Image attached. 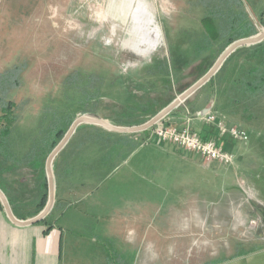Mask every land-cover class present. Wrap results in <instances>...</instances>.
I'll list each match as a JSON object with an SVG mask.
<instances>
[{
    "label": "rangeland",
    "instance_id": "1",
    "mask_svg": "<svg viewBox=\"0 0 264 264\" xmlns=\"http://www.w3.org/2000/svg\"><path fill=\"white\" fill-rule=\"evenodd\" d=\"M239 2L0 0V75L13 66L20 70L18 86H11V80L0 83V127L4 121L1 105L13 102L16 116L3 144V154L18 161L32 147L45 148L57 129L67 131L80 115L130 122L141 113L171 102L203 75L197 78L202 65H213L238 26L248 31L251 24L252 30L245 37L264 30V0ZM144 10L152 19L150 27H157L154 48L145 36L146 28H140L135 20L136 12ZM208 15L221 29L228 28L231 17L238 25L212 43L211 51H207L210 55L195 58L194 47L205 35L201 19ZM131 41L138 43V50L125 46ZM260 42L236 48L212 76V84L206 82L190 95V105L182 102L177 106L182 109L189 105L193 116L210 106L225 116L227 124L247 131L245 142L227 137L223 140L235 155L231 165L153 139L150 130L155 124L146 129L148 134L143 138L159 147L139 138L120 149L107 136L95 141V131L86 123L76 127L60 150L58 164L61 161L63 169L74 175L95 169L93 182L85 186L89 191L82 200L76 195H62L52 164L55 197L46 216L47 223H58L55 219L62 208L60 224L80 241L79 248L83 244V264H98L94 263L97 253L110 257L114 248L103 232L106 223L123 211L170 197L162 185L170 186L176 178L155 176V172L170 171V157H177L178 169L192 172L196 181L194 197L206 206L196 209L193 215L194 239L188 243V251H194L196 260L204 259V255H238L264 246V87L248 93L243 86L245 80L255 79L264 71L263 47L254 46ZM136 68L141 70H132ZM129 71H135V79L127 80ZM91 140L102 155L100 160L93 154L91 161H83V156L91 159L90 147L82 152L80 142ZM4 165L11 171L3 176L14 182L12 188L19 193L20 199L13 201L14 215L20 219L34 216L39 192L28 168L13 161ZM65 181L68 187H74L84 180L73 176ZM199 187L206 192L201 194ZM75 219L82 220L83 225L74 226ZM0 220L11 223L2 206ZM11 227L17 231L28 229ZM6 234L0 247V264H31L28 236L20 235L26 240L27 256L23 250L11 255L12 233ZM75 257L73 251L68 262ZM110 260L116 262V258Z\"/></svg>",
    "mask_w": 264,
    "mask_h": 264
},
{
    "label": "crops",
    "instance_id": "2",
    "mask_svg": "<svg viewBox=\"0 0 264 264\" xmlns=\"http://www.w3.org/2000/svg\"><path fill=\"white\" fill-rule=\"evenodd\" d=\"M141 68L143 67L141 66ZM132 70L141 69L136 68ZM134 72L135 71H129L127 80L130 78L135 79L133 78L135 74ZM187 99L189 100V97ZM168 103L169 102H165L153 111L141 113L130 122H112L110 119H106L115 126L129 127L140 125L153 117ZM188 104L190 105V103ZM189 105L182 109H176L177 107L173 109L171 113L163 118L164 123L176 125L177 127L188 125L193 130L198 131L201 135H209L213 131V126L205 123L197 115L193 116L191 110H189ZM86 124L89 127L92 126L90 128H94L92 130L95 131V141H97V138L107 136L109 141L118 149H120V146H130L132 141L139 138L147 141L146 137L143 138V135L147 136L148 134L146 130L139 132H116L99 125ZM145 144H153L154 147H159L155 143L148 141ZM81 147L83 148L81 150L82 152L90 147L91 159H86V157L83 156V161H91L93 159V154L95 155V159L98 158L100 160L102 153H97V147L99 146L94 143L93 140L90 142H80V148ZM129 153H131V150ZM164 158L167 157L165 156ZM168 160L171 163L170 171L155 172V176L156 178H169V176H174L176 178L172 184L170 183V186L162 185L163 190L165 192L167 191L170 197L166 200L158 198L156 203H144L143 205L138 206V208L135 207L131 210L128 209L127 211H123L118 214L117 219H112L106 223L105 226H103V232L108 238H111V245L114 249L112 250V253H110V257H107L106 254L103 255L97 253L94 263L264 264V246L238 255H218L215 257L204 255V259L196 260L194 251H188V243L194 239L193 232L196 223L193 215H195L196 209L204 208L205 205L202 206L200 199L194 197V194H196L194 183L196 181H194V176L190 175L192 172L190 170L184 171L178 169L177 157L174 160L170 157ZM94 170L95 169H90L87 170V172L81 171L74 175L63 169L60 161L57 174L62 195H76V198H78L77 200L85 198L89 191L85 186H89V184L93 182ZM73 176L83 179V185L76 184L74 187H68L65 180L68 177ZM184 178H187V180H184ZM204 191V188L199 187V192L201 194ZM162 201L164 203H161ZM59 209L58 217L55 219L56 221L58 218L59 222L55 224L54 222L51 223L53 226L47 234L43 233L46 228L43 224L24 226L28 228L26 231H17L11 227L14 224L10 225L12 223H6L5 221L0 220V247L1 243L4 242L3 238L7 235V231H10V233H12L10 240V245L12 247L11 255L13 252H20L21 250L25 252L26 240L23 239V237H20V235H23L28 236L29 238L31 264H83L82 259L84 258V254L81 253L80 250L82 249L83 244L81 245L82 247L80 246L79 248L80 241L76 239V237L70 235L67 228L60 224V218L63 216V213L61 212L62 208ZM83 223L82 220L77 221V219H75L73 225L78 227L79 225H83ZM73 251H75L76 257L73 258L74 261L70 260V262H68L73 256ZM115 258L116 262L109 261V259Z\"/></svg>",
    "mask_w": 264,
    "mask_h": 264
},
{
    "label": "trees",
    "instance_id": "3",
    "mask_svg": "<svg viewBox=\"0 0 264 264\" xmlns=\"http://www.w3.org/2000/svg\"><path fill=\"white\" fill-rule=\"evenodd\" d=\"M233 1L240 3L239 0H233ZM223 22L225 23V21H223ZM201 23L205 29V35L202 38V41H201L202 43L197 44L194 47L195 52L193 53V56L195 58H199L201 56L203 57L205 54H207V51L208 52L211 51V45H213L212 43L214 41H216L220 37L224 36L227 31H229V30L232 31L233 29H235V25L236 26L238 25V23L236 21H234L231 17L229 22H228V25H227L228 28L226 27L225 29H221L217 25V23L215 22L214 17L211 15L203 17L201 19ZM248 26L249 27H247V30L248 31H249V29L252 30L251 24ZM248 31H246L244 29L243 25L238 26L236 28L235 36H229L227 38V45H229L230 43H232L236 39H239V38H242V37L249 35ZM254 46H256V47L262 46L263 47L262 52L264 55V40L261 41L260 43L256 44V45H254ZM208 55H210V53H208L204 58H206ZM230 58H231L230 56L227 57L226 60L224 61L223 65L225 63H227V61ZM199 66L200 65H198L196 67H199ZM208 68H209L208 63L202 65L201 68H199V76L197 78H199L202 74H204ZM19 73H20V70L17 68V66H13L12 68L7 69L4 73H2V75H0V83L5 82L6 80H9V81L11 80V83H10L11 86H13V87L18 86L19 82H18L17 76L19 75ZM212 82H213V77H211L207 81V83H209V84H212ZM8 86L9 85L7 84V87ZM243 86L245 87V89L248 93H254V92L260 91L264 87V71L262 73H258V75L256 76L255 79L245 80ZM6 91H7V89H4V94L6 93ZM187 100L188 99H186L184 101V104L188 103ZM14 106H15V104L11 101H7V103L5 105H1V113H2L1 118L4 121H3L2 126L0 127V156H1V159H0V189L5 194V196L8 200V203H9V205L13 211V201L15 202V200H19L20 198H19V193L16 194L17 190L12 188V183H14V182L8 181L3 176V174L5 172L11 171V167H5L4 164H6V162H8V161H13V162H18L19 164H23L24 166H26L29 170V174H30L29 176H30V178H32L34 183L37 185V189L39 192L38 193V200L36 202V209H35L34 214H32V215H35L44 207V205L47 201L48 186H47V179H46V174H45V159H46L47 155L49 154V152L55 147V145L62 138V136L64 135L66 130L63 128L57 129L53 134V138L51 139V141L49 142V144H47V146L45 148L44 147H32L29 151H27L23 155L22 159H19L18 161L16 159H12L7 154H3V144L11 132V124L16 120V116L13 114V111H12ZM179 106L180 105H178V107ZM90 127H92V126H90ZM212 133H213V131L209 135H202V136L208 137ZM223 147L226 148L225 145H223ZM60 153L61 152H59L57 155L58 158L56 157L57 160L54 159V161H53V170H54L55 176L57 174L58 161H59ZM0 208H1V204H0ZM36 224L45 225L46 228L43 231L44 234H47L53 226L51 223H47V216L45 218H43L42 220H40L39 222H37Z\"/></svg>",
    "mask_w": 264,
    "mask_h": 264
},
{
    "label": "water",
    "instance_id": "4",
    "mask_svg": "<svg viewBox=\"0 0 264 264\" xmlns=\"http://www.w3.org/2000/svg\"><path fill=\"white\" fill-rule=\"evenodd\" d=\"M264 38V30L256 35H252L249 37L239 38L232 43H230L224 51L218 56L216 61L213 63V65L194 83H192L188 88L183 90L179 95H177L171 102H169L165 107H163L160 111H158L153 117H151L146 122L136 125V126H129V127H123V126H115L111 124L110 122L100 118V117H93L88 115H80L76 117L72 123L70 124L68 130L64 133L62 138L59 140V142L55 145V147L49 152L45 159V174L47 179V201L44 205V207L34 216L27 218V219H20L17 218L9 203L7 198L5 197L4 193L0 189V204L5 212L6 217L9 219V221L19 227L29 226L36 224L40 220L46 217V215L49 213V211L52 208V205L54 203V197H55V181H54V175L52 170V164L54 161L55 156L60 152V150L63 148V146L67 143L73 132L75 131L76 127L81 123H88V124H95L102 126L108 130L116 131V132H139L144 131L150 127H152L154 124H156L158 121L163 119L166 115H168L174 108H176L180 103L184 102L191 94H193L198 88H200L202 85H204L220 68L222 63L226 60V58L230 55L231 52H233L236 48L244 45H250L257 42H260ZM209 107L204 108L200 111V115L207 112Z\"/></svg>",
    "mask_w": 264,
    "mask_h": 264
},
{
    "label": "built area",
    "instance_id": "5",
    "mask_svg": "<svg viewBox=\"0 0 264 264\" xmlns=\"http://www.w3.org/2000/svg\"><path fill=\"white\" fill-rule=\"evenodd\" d=\"M197 116L205 123L213 126V133L203 137L198 131L188 125L177 127L165 124L164 120L157 122L151 129V137L162 143L177 145L183 149L193 151L209 161H216L222 165H231L235 155L231 150L223 147L224 138L245 142L248 133L238 125L226 123L224 115L215 113L211 108L206 113L197 112Z\"/></svg>",
    "mask_w": 264,
    "mask_h": 264
},
{
    "label": "flooded vegetation",
    "instance_id": "6",
    "mask_svg": "<svg viewBox=\"0 0 264 264\" xmlns=\"http://www.w3.org/2000/svg\"><path fill=\"white\" fill-rule=\"evenodd\" d=\"M133 2V0H129V3L131 4ZM135 20L139 21V27L140 28H146L147 30V34L145 35L149 41L153 42L155 45H151L153 46V48L157 45V39H156V30L155 27H150L151 24V17L149 16V14L144 10V11H138L136 12L135 15ZM157 28V27H156ZM126 47H130L133 48L134 50H138L137 46L140 47L138 45V43H136L135 41H131V43H125ZM141 51V50H140Z\"/></svg>",
    "mask_w": 264,
    "mask_h": 264
}]
</instances>
